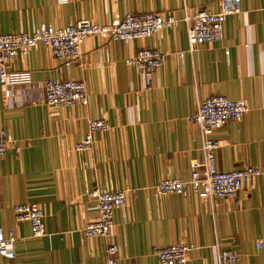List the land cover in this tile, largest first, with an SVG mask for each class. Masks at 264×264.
I'll return each mask as SVG.
<instances>
[{
  "label": "crops",
  "instance_id": "obj_1",
  "mask_svg": "<svg viewBox=\"0 0 264 264\" xmlns=\"http://www.w3.org/2000/svg\"><path fill=\"white\" fill-rule=\"evenodd\" d=\"M219 7L220 0H0V33L79 19L104 23L113 13L181 18L184 10ZM142 47L166 54L149 75L126 61ZM81 50L79 59L65 60L38 43L8 64L30 75L10 84L8 95L0 87V128L18 147L0 157V228L16 237L15 258L0 256V264H108L109 242L118 250L114 264H158L152 247L176 242L194 246L186 264H218L220 248L235 250L239 264H264V245L256 246L264 234V0H240V12L223 22L222 39L201 43L192 53L181 20L126 42L86 38ZM54 78L84 80L88 104L48 105L44 85ZM212 94L248 106L240 119L213 133L217 168L253 166L262 173L243 182L235 198L158 194L157 182L188 180L190 161L201 160L199 129L188 118ZM100 117L110 128L93 133L89 150H76L88 120ZM97 186L135 191L115 208L109 238L81 230L97 217L89 195ZM27 202L43 210L41 236L15 220L13 206Z\"/></svg>",
  "mask_w": 264,
  "mask_h": 264
},
{
  "label": "built area",
  "instance_id": "obj_2",
  "mask_svg": "<svg viewBox=\"0 0 264 264\" xmlns=\"http://www.w3.org/2000/svg\"><path fill=\"white\" fill-rule=\"evenodd\" d=\"M70 0H56L65 4ZM240 12V0H220L217 11L197 9L194 12L184 10L181 18L171 13L162 15L157 12H136L119 16L113 13L111 19L104 23H94L88 19H79L65 26L40 24L31 31L0 33V87L8 95V86L24 82L29 78V70H11L8 64L18 54L27 55L38 43L49 46L52 54L65 60H76L81 57L82 42L86 38L129 41L152 35L160 28L175 26L180 20L184 22L187 34L188 52L192 53L201 43L220 41L223 36V22L230 14ZM228 55V50H224ZM178 56L183 52L179 51ZM166 59V54L157 48L142 47L127 58L128 65H136L144 74L149 75ZM45 101L52 107L88 104L87 86L84 80L48 79L45 82ZM248 110L244 100L230 99L223 94H212L196 105L195 112L189 116L199 129L202 158L190 161V178L180 180L166 178L154 186L158 194L177 193L187 196L190 192L202 200L213 201L217 198H235L243 182L250 180L262 172L259 168L245 166L230 171H220L215 162V149L219 142L213 133L228 120L240 119ZM110 124L104 118L90 119L83 139L75 143L76 150H89L93 144V133L107 130ZM10 147H18L10 134L0 128V157ZM135 194L129 187L110 189L93 187L89 195L96 204L97 217L82 227V233L89 237L109 238L115 208L124 204L128 192ZM17 222H28L31 235L44 234L43 210L35 202L18 203L13 206ZM14 231L4 232L0 228V256L15 258ZM264 245V234L256 239V246ZM194 248L189 243H172L164 246H153L152 253L158 264H186L190 251ZM108 264H114L118 257L115 243L109 242L105 249ZM218 264H239L238 255L230 248L218 250Z\"/></svg>",
  "mask_w": 264,
  "mask_h": 264
}]
</instances>
